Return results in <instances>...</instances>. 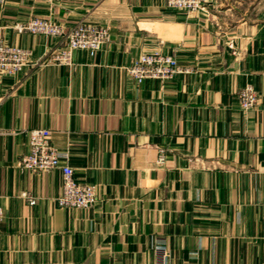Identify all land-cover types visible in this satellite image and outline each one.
<instances>
[{
    "label": "crops",
    "instance_id": "obj_1",
    "mask_svg": "<svg viewBox=\"0 0 264 264\" xmlns=\"http://www.w3.org/2000/svg\"><path fill=\"white\" fill-rule=\"evenodd\" d=\"M33 18L111 39L57 66L50 38L14 29ZM2 42L33 56L0 82V264H264V0L190 13L166 0H0ZM143 54L190 73L138 85L125 69ZM247 85L260 95L250 112ZM33 129L96 187L93 208L58 207L60 170L19 167Z\"/></svg>",
    "mask_w": 264,
    "mask_h": 264
},
{
    "label": "built area",
    "instance_id": "obj_2",
    "mask_svg": "<svg viewBox=\"0 0 264 264\" xmlns=\"http://www.w3.org/2000/svg\"><path fill=\"white\" fill-rule=\"evenodd\" d=\"M214 0H166V6L181 12H196L208 9ZM14 29L20 33L43 35L52 40V52L49 62L57 65H72L76 51H85L91 56L97 55L110 42L108 27L78 23L72 29L50 19L33 18L27 23L15 24ZM229 47L233 50L234 43ZM32 51L0 43V82L4 77H15L32 63ZM127 75L138 85L148 80L169 83L179 75L190 73L183 69L175 55L143 54L125 69ZM260 104V95L252 85H247L240 93V107L244 112L255 110ZM52 133L48 129H33L29 132V154L23 156L18 165L24 171L48 173L60 170L63 176V192L56 199L62 209L88 210L98 202L97 190L93 185L81 184L75 178L70 166V154L62 151L52 143ZM164 161V156L160 158ZM31 206L36 200L25 196ZM4 221V210L0 206V227Z\"/></svg>",
    "mask_w": 264,
    "mask_h": 264
}]
</instances>
